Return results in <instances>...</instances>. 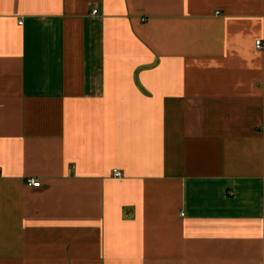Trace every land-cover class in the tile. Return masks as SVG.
Listing matches in <instances>:
<instances>
[{
	"label": "crops",
	"instance_id": "crops-1",
	"mask_svg": "<svg viewBox=\"0 0 264 264\" xmlns=\"http://www.w3.org/2000/svg\"><path fill=\"white\" fill-rule=\"evenodd\" d=\"M0 264H264V0H0Z\"/></svg>",
	"mask_w": 264,
	"mask_h": 264
},
{
	"label": "built area",
	"instance_id": "built-area-1",
	"mask_svg": "<svg viewBox=\"0 0 264 264\" xmlns=\"http://www.w3.org/2000/svg\"><path fill=\"white\" fill-rule=\"evenodd\" d=\"M94 13L96 14L97 11H95ZM21 24H22V23H21ZM256 48H257L258 50H262V49H263V43H262V41H257V42H256ZM115 176H116V177H121V174H119V173H115ZM28 185H29L30 187L38 188V187L41 186V183H40V182H36V181H34V180H29V181H28Z\"/></svg>",
	"mask_w": 264,
	"mask_h": 264
}]
</instances>
